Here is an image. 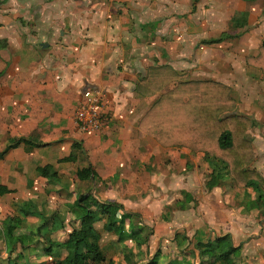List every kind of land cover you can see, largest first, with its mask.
<instances>
[{
  "label": "crops",
  "instance_id": "obj_1",
  "mask_svg": "<svg viewBox=\"0 0 264 264\" xmlns=\"http://www.w3.org/2000/svg\"><path fill=\"white\" fill-rule=\"evenodd\" d=\"M263 39L264 0H0V153H5L0 157V185L12 189L0 195V201L13 199L17 208L18 199L45 195L42 186L48 183L40 170L57 171L60 186L44 201L55 203L57 210L66 201L71 214L80 194L121 204L124 208L115 211V219L124 212L134 213L138 228L146 233L147 255L162 251L166 264H175V257L189 252L192 237L194 246L214 237L203 228L217 220L216 212L234 220L237 211L231 202L242 191L229 181L209 190L206 182L213 170L205 153L165 147L153 136H140V121L160 95L178 83L171 69L185 80L219 81L231 87L237 112L258 122L249 130L257 160L259 148H264V140L255 134L264 130V72L247 59L260 54ZM158 70L170 78L164 90L155 93L161 78ZM87 88L107 95L110 122L103 132H85L77 124L76 108ZM13 132L10 138L24 136L39 146L9 148V140L3 143L2 138ZM77 141L85 150L80 157L73 148ZM90 165L99 179L80 181L78 170ZM69 183L78 189L71 190L74 195L63 193ZM171 209H175L172 218ZM9 210L0 205L1 214ZM243 210L256 214L264 225L258 211ZM104 223L98 222L92 244L98 243L103 254L109 245L114 248L110 260L116 263L143 264L139 261L145 254L136 257L143 243L139 245L132 235L131 218L125 220L122 236L106 231ZM79 225L80 221L74 227ZM231 225L222 221L219 231ZM26 227L30 241L29 221ZM157 227L174 233L171 244L178 255L171 258L159 250L162 245L156 247L157 237L151 234ZM220 232L215 237L230 234L233 239L232 232ZM59 234L63 232L55 236L60 238ZM24 236L20 234L21 241ZM105 238L109 245L102 246ZM120 241L123 247L116 244ZM194 251L201 263L196 247ZM87 252L84 248L77 256L79 264ZM64 257L66 252L57 251L53 258L38 262L52 264Z\"/></svg>",
  "mask_w": 264,
  "mask_h": 264
},
{
  "label": "trees",
  "instance_id": "obj_2",
  "mask_svg": "<svg viewBox=\"0 0 264 264\" xmlns=\"http://www.w3.org/2000/svg\"><path fill=\"white\" fill-rule=\"evenodd\" d=\"M222 39L220 37L207 41V43L218 42ZM247 62L264 72V39L260 47V54L257 57H249ZM171 70L173 80L179 81L173 89L163 92L143 116L139 124V135L153 136L165 147L181 146L195 152L205 153L213 170L207 179V188L211 190L223 181L232 182L237 189L242 191V193H238V205L245 207L248 211H258L259 217L263 220L264 176L254 167L256 153L253 138L249 135V130L258 125L257 120L252 116L237 112V100L232 95L229 85L214 80H185V75ZM159 72L158 77L161 75V78L155 85V93L163 91L170 78L165 79L164 72ZM147 79L148 83H153L152 75L150 78L149 74ZM22 144L27 146V150L39 146L38 143L20 137L10 144L9 148H16ZM73 148L78 152L79 157L85 155V150L78 141L73 144ZM4 154V152L0 153V157L3 158ZM40 175L46 178L49 184H60L61 182L57 171L43 168L40 170ZM77 178L80 181H95L99 179V176L90 165L79 169ZM11 191L12 189L0 185V195ZM98 204L105 208L104 212L95 208ZM30 205L31 203H25L19 208L26 217L36 214L27 208ZM74 207L82 211V215L78 216L80 225L78 229L70 232L66 239L57 242L49 234H44L45 238L49 236L46 238L49 244L43 245L39 239L35 240L34 234H31L30 242L25 245V257L20 255L14 257L13 252H15L17 244V240L14 238L16 242H13L12 254L9 258L21 262H18L19 264H39L40 255L54 256L55 250L62 247L72 250L74 256L69 255L59 260H53L52 264H79L76 261L77 256L81 255L84 248L89 247L88 252H91L96 259H103L104 254L99 248L96 247L95 250H92L96 223L100 222L102 217L104 218V213H107L104 229L108 232L122 231L125 220L134 216V213L124 212L120 219H115V211L124 208L121 204L101 203L99 199L89 194H80ZM7 220L4 221V226ZM52 220L53 217L50 220L46 219L45 224L51 223ZM13 221L14 223L6 226L9 237H14L11 231H14L15 226L20 222L17 218H14ZM52 229L51 227L50 234L53 233ZM140 232L142 229L138 228L132 235L140 234ZM121 236L119 235L120 239ZM230 238V234H224L216 237L215 241L211 239L198 240L195 247L201 257L200 264H215L216 261L225 260L231 254L239 252L242 245L234 246L231 242H225ZM185 239L184 237L183 240ZM183 240H179V243H183ZM40 247L41 254L38 253ZM126 257L128 259L129 255ZM156 260L157 256L151 261L152 264H156ZM109 264L119 263L111 259ZM127 264H133L132 260Z\"/></svg>",
  "mask_w": 264,
  "mask_h": 264
},
{
  "label": "rangeland",
  "instance_id": "obj_3",
  "mask_svg": "<svg viewBox=\"0 0 264 264\" xmlns=\"http://www.w3.org/2000/svg\"><path fill=\"white\" fill-rule=\"evenodd\" d=\"M23 21H25V19H23ZM107 105L106 101H105V106ZM77 109V108H76ZM95 133V132H94ZM255 134H260V137L258 136V140L259 141H263L264 140V130L260 129L257 130ZM9 135V133H8ZM6 136L4 138H2V142L6 143L9 140V144L14 143L16 141V139L18 140V138H10L11 136H14L15 133L13 132V134H10L9 136ZM24 137V136H21ZM25 138V137H24ZM261 152H259L258 155V159L256 160V162H254V167H256L261 173L262 175H264V148L261 147L259 148ZM207 176V175H206ZM46 179V178H45ZM48 184H46L45 186H42L43 189L45 190V195H37V196H29L27 195L26 197V201L24 199V201L22 199H18L17 201V208H16V202H14L13 199L8 200V201H0V205L3 208H7L10 209L9 212L5 211L6 213L1 214L0 213V264H19L21 262H17L15 259H10L9 256H11L12 254V247H13V242L15 241V239L17 240V244H16V249L15 252H13L14 257L16 255H20L22 257H25V245H28V243L30 242L28 240V236L26 234V229L25 228V224L29 221V227L28 230H30L32 233L35 235V240L41 241V243L43 245L49 244L48 241H46L49 236L53 239L56 240L57 242H61V238L63 236H65L67 233L69 232H73L75 231V223L79 222V218L78 216L82 215V211L79 208H75L72 207V214L71 211H69L71 209L70 206L67 207V203L66 201L62 202L61 205L59 206L58 210H61L63 212L60 213L57 209H55V203H51V201H44L46 198L49 197V194L52 190H55V188L59 187L60 184H55V183H50L47 181ZM75 186H70V183L67 187H63V193H70L73 192L71 191ZM80 187V186H79ZM82 188V187H80ZM75 192L76 190H78L76 187L73 189ZM95 191H98V189ZM75 192H73L72 194L74 195ZM63 197H65L64 194H60ZM90 196H95L94 194H89ZM174 197H177L176 195ZM237 197L238 194L235 196V200L236 202H231V206H233L234 210L237 211V215L236 217H234L235 223L233 224V221L231 219H229V217L225 214V216L222 215V213L216 212V219L217 220H213L212 222L207 223V225L203 228V230L206 232V234L212 236L213 234V238H211V240L215 241V236L217 234H219V230H221V226H219V224L224 221L225 223H230L232 222L231 228H228V230H222V232L220 233H224L225 231L228 232H232V237L229 240H225V242H231L232 245L236 246V244H244L243 249H241L239 252L233 253L231 254L229 257H227V259H223V260H218L215 262V264H264V256H262V254L264 253V225H262L261 223H259V221L256 219L257 215L256 214H248L246 211L243 210V207L238 205L237 203ZM96 199H98L96 197ZM49 200V199H48ZM69 201V200H68ZM4 202V203H2ZM29 204L31 203L30 206H27V208L31 211H34L36 214L32 215V217L34 218H28L29 216H25V213L20 210L19 208L21 207V205L23 204ZM9 205V207L7 206ZM16 208V209H15ZM95 208L99 211H105V208H103L101 206V204H98L95 206ZM242 208V209H241ZM245 208V207H244ZM55 209V210H54ZM103 209V210H102ZM246 209V208H245ZM54 210L53 213H51ZM247 210V209H246ZM173 211H175V209H171V211H168V215H170L169 217L172 218L173 216ZM47 212H50L51 214H47ZM185 212H188L185 211ZM183 212V213H185ZM107 213H104V218L102 217L101 221H106V215ZM205 214V213H204ZM102 216V214H101ZM203 216V215H202ZM31 217V216H30ZM53 217V220L51 221V223L45 224L46 219H49ZM204 217V216H203ZM17 218L20 220L19 224H17L15 226V229L18 228L17 232L11 231L12 234L14 235V237H9L8 236V232H7V228L6 226L8 224H12L14 223L13 219ZM76 218V220H74ZM7 220L6 225L4 226V221ZM137 217L133 216L131 218V231L134 232L136 230H138L139 227V223L136 220ZM204 219V218H203ZM261 219V217L259 218ZM99 222V221H98ZM55 223H57L58 225H56V227L54 228ZM98 223H96L95 227L97 226ZM51 227L53 228L52 231L53 233L50 234L51 232ZM224 227V226H223ZM40 230V232H39ZM98 229H96L97 231ZM174 230V229H173ZM61 233L63 232V234H59L60 238L55 236V234L57 233ZM115 231V230H114ZM56 232V233H55ZM119 232L120 235H122L121 231H117ZM23 233H25V236L20 240V234L22 235ZM28 233V231H27ZM55 233V234H54ZM98 233V231L96 232ZM99 233L101 234V232L99 231ZM114 232H111V234ZM116 233V231H115ZM44 234H49L48 237H43ZM174 233H167L166 231L161 232L158 227L157 230L155 231V233L153 232L151 234L155 235L157 237V241H156V247H158L159 245H162L159 250L163 249L164 251H167L170 254H172V256H170L171 258H173L174 255H178L177 249L175 247V245L171 244L172 239V235ZM193 233H191L190 235H192ZM103 235V234H102ZM146 233L144 232H140V234H136V237L140 238L138 240V242L143 243L142 248L140 249L139 247H137V250H139V255H137L136 257H140L141 255L145 254V257L139 261L140 263L143 264H152V260L155 256H157V262L156 264H166L165 261L166 260V254H163L162 251H158L157 254H153L154 251L152 252V254L147 255V244H146V240L144 239ZM160 235V236H159ZM169 235V236H166ZM55 237V238H53ZM132 237V235H131ZM15 238V239H14ZM128 239V242L132 244L131 240L129 239V237H125ZM153 238V237H152ZM183 238V237H182ZM109 239V238H108ZM107 238L104 239L102 246L103 245H107L109 243ZM144 239V240H143ZM158 239H162L164 241V244L161 243V240L159 242ZM184 239V238H183ZM210 239V238H209ZM194 238L192 237V242L191 244L188 246V253L187 254H181L180 258H176L174 259L175 264H178V262L180 260H184L182 264H199L200 263V259L199 256L196 254V252L194 251L195 246H194ZM16 242V241H15ZM116 244H119V247H123L124 244L123 242H117ZM92 250L96 247H98V243L97 245L94 243L92 244ZM109 245V244H108ZM101 246V245H100ZM109 251L108 249H106L105 254H104V258L103 259H96L91 252H87V256L86 258L83 259L82 264H109L110 262V257L115 255L116 253H114V248L112 249V247L109 245ZM59 251H63L66 252V256H74V253L72 252V250L70 249H66V248H58ZM58 249L55 250V252L57 253ZM87 251L90 249L89 247L86 248ZM91 250V251H92ZM156 250V249H155ZM115 251L117 252V254H120L116 249ZM194 251V253H193ZM38 253L41 254V247L38 249ZM129 254L130 257V253ZM154 255V257H153ZM168 256V255H167ZM39 258H41V260L46 261L48 260V258H53V256H47V255H40ZM59 258V257H58ZM117 258V257H116ZM56 259V257H55ZM121 261H122V256L120 257ZM127 259V257L125 258ZM129 259V258H128ZM186 260V261H185ZM44 264H51V262H46Z\"/></svg>",
  "mask_w": 264,
  "mask_h": 264
},
{
  "label": "built area",
  "instance_id": "obj_4",
  "mask_svg": "<svg viewBox=\"0 0 264 264\" xmlns=\"http://www.w3.org/2000/svg\"><path fill=\"white\" fill-rule=\"evenodd\" d=\"M106 93L87 88L83 100L76 109V120L79 128L85 132H103L109 126L105 110Z\"/></svg>",
  "mask_w": 264,
  "mask_h": 264
}]
</instances>
